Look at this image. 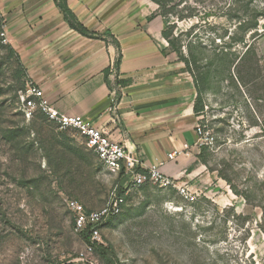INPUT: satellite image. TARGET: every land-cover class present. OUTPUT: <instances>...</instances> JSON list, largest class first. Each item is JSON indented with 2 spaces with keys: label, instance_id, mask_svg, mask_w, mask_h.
I'll list each match as a JSON object with an SVG mask.
<instances>
[{
  "label": "rangeland",
  "instance_id": "rangeland-1",
  "mask_svg": "<svg viewBox=\"0 0 264 264\" xmlns=\"http://www.w3.org/2000/svg\"><path fill=\"white\" fill-rule=\"evenodd\" d=\"M155 6L173 44L163 38V50L200 90L214 143L178 181L194 201L151 184L131 191L99 245L116 264H264V0H172L166 20ZM1 27L0 264H115L74 232L64 200L96 210L121 182L75 131L22 115L26 78Z\"/></svg>",
  "mask_w": 264,
  "mask_h": 264
},
{
  "label": "crops",
  "instance_id": "crops-1",
  "mask_svg": "<svg viewBox=\"0 0 264 264\" xmlns=\"http://www.w3.org/2000/svg\"><path fill=\"white\" fill-rule=\"evenodd\" d=\"M78 21L98 38L72 30L53 0H0L2 35L19 58L25 78L39 87L62 114L82 116L107 126L127 152L146 165L161 163L174 180L196 174L195 82L174 54L162 50V23L148 18L156 11L150 0H66ZM126 84L113 109L114 61ZM112 117L117 118L111 124ZM188 150L184 149V146ZM177 153L172 161L167 159Z\"/></svg>",
  "mask_w": 264,
  "mask_h": 264
},
{
  "label": "built area",
  "instance_id": "built-area-1",
  "mask_svg": "<svg viewBox=\"0 0 264 264\" xmlns=\"http://www.w3.org/2000/svg\"><path fill=\"white\" fill-rule=\"evenodd\" d=\"M1 43L7 46L8 40L3 37ZM111 94L112 107L115 109V92ZM17 101L26 119L38 113L54 123L60 131H75L102 167L119 178L121 182L119 187L113 189L99 209L87 210L75 199L66 198L64 200L72 219L74 232L81 234L86 231L91 243H101L100 228L103 223L119 215L126 204L129 193L144 185L151 184L159 189H174L186 202L194 201V196L184 183H179L161 172V163L146 166L139 157L127 152L124 145L112 137L107 126H98L82 116L60 113L47 100L42 90L29 81H26L25 87L18 92ZM110 122L116 124L117 118L112 117ZM194 133L196 135L195 148L209 147L214 143L211 130L201 121L194 126ZM184 149L188 150V147L185 145ZM176 154L175 152L169 154L167 159L172 161ZM87 247L89 250L92 248Z\"/></svg>",
  "mask_w": 264,
  "mask_h": 264
},
{
  "label": "trees",
  "instance_id": "trees-1",
  "mask_svg": "<svg viewBox=\"0 0 264 264\" xmlns=\"http://www.w3.org/2000/svg\"><path fill=\"white\" fill-rule=\"evenodd\" d=\"M154 4L157 5V11H158V16H160L161 18H163V20H166V15L170 14V10H172L174 8H168V4L169 2H172V0H151ZM54 4L56 5V7L58 8V10L61 12L64 21L68 24V26L74 30L75 32H77L78 34H80L81 36H84L86 38H90V39H95L98 38L94 33L90 32L87 28H85L77 19V17L74 15V13L69 9L66 0H53ZM187 10L190 12V15H178L177 18L183 20L186 18H190L192 17L191 12H193L194 9H192V7H188ZM154 18V15H151L148 18V21L152 20ZM1 21V19H0ZM162 38H164L168 45L172 46L173 48V44L170 42L169 40V33L166 31H162ZM115 45L118 48V57L115 59L114 61V66L113 69L115 71L114 74H116V78L114 80L113 86L110 84L109 80H108V75H109V70L104 71V82L107 85L108 89L111 92H115V100L118 101L120 99V93H119V88L124 86L126 84L125 81H121L118 79L117 77V73H118V69H119V65H120V61H121V54H120V49H119V45L117 43L116 40H114ZM7 50L10 53V55H14L16 61L18 62L20 68L21 64L19 61V58L14 54V51L8 47ZM162 53L164 54V50H162ZM190 73V72H188ZM21 74L25 77V72L22 69ZM27 81V79H26ZM196 92H197V97H196V105L194 107V112L196 114L199 113L200 111V103H201V92L200 90L196 87ZM205 150L204 147L201 148V151L203 153V151ZM198 159H201V153L198 156ZM121 191V189L119 190ZM82 240L85 242V244L89 247H92L94 250H96L102 257L103 259H107L108 254L111 255V257L114 259V263H117V259L115 257V255H113L112 250L108 249V248H104L102 245L96 244V243H91L90 238L88 233L85 231L83 233L80 234Z\"/></svg>",
  "mask_w": 264,
  "mask_h": 264
}]
</instances>
